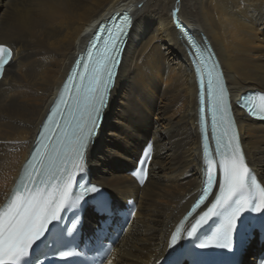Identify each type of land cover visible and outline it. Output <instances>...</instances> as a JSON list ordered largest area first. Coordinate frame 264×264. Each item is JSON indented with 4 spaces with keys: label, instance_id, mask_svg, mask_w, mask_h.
I'll use <instances>...</instances> for the list:
<instances>
[{
    "label": "bare ground",
    "instance_id": "obj_1",
    "mask_svg": "<svg viewBox=\"0 0 264 264\" xmlns=\"http://www.w3.org/2000/svg\"><path fill=\"white\" fill-rule=\"evenodd\" d=\"M124 9L133 13L132 26L87 163L116 204H138L106 264H154L202 174L197 86L170 13L177 10L197 37L208 38L234 101L264 92V0H0V44L14 51L0 81V206L88 42V28ZM234 109L244 151L264 183V124ZM147 140L154 141V159L140 189L127 174ZM86 218L96 220L89 211Z\"/></svg>",
    "mask_w": 264,
    "mask_h": 264
},
{
    "label": "snow or ice",
    "instance_id": "obj_2",
    "mask_svg": "<svg viewBox=\"0 0 264 264\" xmlns=\"http://www.w3.org/2000/svg\"><path fill=\"white\" fill-rule=\"evenodd\" d=\"M176 23L183 27L179 20ZM129 25L130 17L127 14L122 16L119 24L114 23L111 29L101 24L91 39L86 55L77 59L75 67L67 77L63 95L59 97L49 118V123L56 131L47 125L42 126L43 134L36 154L27 163L24 176L19 181V187L14 190L13 197L5 207L0 208V264H21L23 258L29 255L33 244L43 236L48 225L59 217L62 208L69 201L73 178L77 171L84 170L87 150L99 133L116 86L117 70ZM187 39L192 41V36ZM193 47L196 45L193 44ZM196 50L202 62V71L207 75L212 127L215 130L219 126L220 129L216 138V152L219 155L221 178L217 182L213 171L217 162L210 158L205 140L203 156L206 176L194 209L207 200L214 184L218 183L219 194L207 211L191 226V230L187 231V236H192L202 224L229 205L234 198L245 193L249 196L258 195L264 204V186H261L250 170L239 144L238 132L234 128V117L229 115L230 103L223 73L216 70L218 61L209 63L214 53L207 46L203 50L196 47ZM205 51L208 52L207 57L204 56ZM12 55L10 47L0 44V77L4 74L5 66L11 62ZM203 87L202 79L201 88ZM204 95L200 91L201 118L204 115ZM259 99L264 100V94ZM238 103L240 107L246 108L251 117L264 120V107L258 110L252 98H242ZM55 117H59V120L54 119ZM68 164L73 166L71 173ZM141 164L146 168L148 160L141 161ZM52 181L57 183L52 184ZM41 185H51L52 193H47ZM98 191L99 187L95 185L88 189L89 193ZM252 210L260 212L262 209L254 204ZM241 211L242 208L238 206L228 217L219 237L221 242L217 246L232 247V233ZM75 228L76 224L73 223L72 229ZM180 231V228L176 229L177 234L172 236L171 245L178 242ZM215 239L214 236L200 246L208 247ZM61 255L68 256L70 253L65 251Z\"/></svg>",
    "mask_w": 264,
    "mask_h": 264
}]
</instances>
